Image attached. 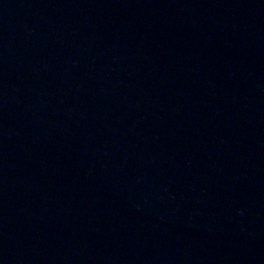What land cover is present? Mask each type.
Here are the masks:
<instances>
[{
	"label": "water",
	"instance_id": "obj_1",
	"mask_svg": "<svg viewBox=\"0 0 264 264\" xmlns=\"http://www.w3.org/2000/svg\"><path fill=\"white\" fill-rule=\"evenodd\" d=\"M0 264H264V0H0Z\"/></svg>",
	"mask_w": 264,
	"mask_h": 264
}]
</instances>
